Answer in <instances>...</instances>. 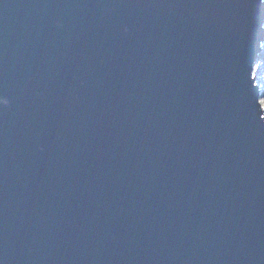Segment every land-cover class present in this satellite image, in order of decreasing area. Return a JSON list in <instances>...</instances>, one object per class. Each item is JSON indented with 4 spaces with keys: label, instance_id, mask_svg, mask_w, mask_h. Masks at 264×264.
<instances>
[{
    "label": "water",
    "instance_id": "water-1",
    "mask_svg": "<svg viewBox=\"0 0 264 264\" xmlns=\"http://www.w3.org/2000/svg\"><path fill=\"white\" fill-rule=\"evenodd\" d=\"M264 0H0V264H264Z\"/></svg>",
    "mask_w": 264,
    "mask_h": 264
},
{
    "label": "trees",
    "instance_id": "trees-1",
    "mask_svg": "<svg viewBox=\"0 0 264 264\" xmlns=\"http://www.w3.org/2000/svg\"><path fill=\"white\" fill-rule=\"evenodd\" d=\"M263 26H264V22H263ZM253 77L255 78L256 84L259 85L261 90L260 101L264 100V40L261 44V49L257 54L256 60L253 65ZM262 108L264 113V107Z\"/></svg>",
    "mask_w": 264,
    "mask_h": 264
},
{
    "label": "snow or ice",
    "instance_id": "snow-or-ice-1",
    "mask_svg": "<svg viewBox=\"0 0 264 264\" xmlns=\"http://www.w3.org/2000/svg\"><path fill=\"white\" fill-rule=\"evenodd\" d=\"M260 104H261L262 107H264V100H261Z\"/></svg>",
    "mask_w": 264,
    "mask_h": 264
}]
</instances>
